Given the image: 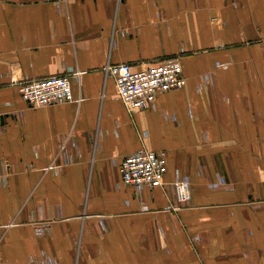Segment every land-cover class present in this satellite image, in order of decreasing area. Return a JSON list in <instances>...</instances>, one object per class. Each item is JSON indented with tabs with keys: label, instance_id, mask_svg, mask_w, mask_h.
Wrapping results in <instances>:
<instances>
[{
	"label": "crops",
	"instance_id": "crops-1",
	"mask_svg": "<svg viewBox=\"0 0 264 264\" xmlns=\"http://www.w3.org/2000/svg\"><path fill=\"white\" fill-rule=\"evenodd\" d=\"M173 59L185 86L136 111L104 72ZM76 71L81 102L21 96ZM143 147L165 186L123 182ZM44 263L264 264V0H0V264Z\"/></svg>",
	"mask_w": 264,
	"mask_h": 264
},
{
	"label": "built area",
	"instance_id": "built-area-1",
	"mask_svg": "<svg viewBox=\"0 0 264 264\" xmlns=\"http://www.w3.org/2000/svg\"><path fill=\"white\" fill-rule=\"evenodd\" d=\"M104 72L107 77L114 78L117 96L130 111L154 105L159 93L181 89L186 84L182 64L176 59L146 67H137L132 63H109L105 65ZM74 74L80 76L82 71L23 80L19 83V91L25 102L31 106L81 102L84 98L76 96L73 91L71 76ZM67 148L68 140L61 144L59 154L64 153ZM63 156L66 160L67 154L64 153ZM167 161L165 151L140 148L123 157L122 180L138 191L145 187L165 186ZM55 167L52 164L46 170ZM168 185L170 203L165 208L166 211H179L192 202V183L188 176L179 175ZM143 209L148 210V206L144 205ZM37 231L42 233L44 229L39 227Z\"/></svg>",
	"mask_w": 264,
	"mask_h": 264
}]
</instances>
